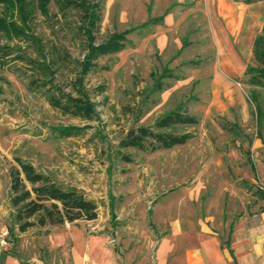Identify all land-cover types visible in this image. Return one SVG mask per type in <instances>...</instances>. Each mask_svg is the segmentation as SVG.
Masks as SVG:
<instances>
[{"label": "rangeland", "instance_id": "1", "mask_svg": "<svg viewBox=\"0 0 264 264\" xmlns=\"http://www.w3.org/2000/svg\"><path fill=\"white\" fill-rule=\"evenodd\" d=\"M228 2L244 7L243 19L234 44L226 38L230 54L221 58L204 0H101L96 43L113 32L135 30L121 51L93 59L80 89L79 62L87 49L75 10L62 15L51 1L48 15L35 10L29 23L52 66V77L17 57L42 60L32 42L14 33L0 34V45L12 47L0 59V232L8 230V244L0 255L32 264H65L68 259L63 224L36 225L23 232L14 224L9 170L15 157L31 162L58 184L79 188L96 203L97 217L74 222L116 242L125 237L126 227L148 226L145 199L162 192L150 182H181V190L201 195L190 209L212 216L224 232L236 213L264 206V87L251 84L244 73L246 64H256L252 47L264 27V0ZM164 14L166 22L142 26ZM224 26L221 19L220 28ZM156 82H162L161 90L155 89ZM252 89L260 96L261 115L250 98ZM51 95L64 102L68 96L82 99L87 115L52 106ZM178 108L197 119L176 127L192 134L185 144L155 151L119 147L129 129L152 126ZM63 128L72 134L60 135ZM110 210L119 214L115 228Z\"/></svg>", "mask_w": 264, "mask_h": 264}, {"label": "crops", "instance_id": "2", "mask_svg": "<svg viewBox=\"0 0 264 264\" xmlns=\"http://www.w3.org/2000/svg\"><path fill=\"white\" fill-rule=\"evenodd\" d=\"M204 3L217 52L225 58L230 54L227 39L233 45V36L240 32L244 7L228 0H204ZM165 14L161 15L162 22L167 19ZM221 19L225 23L223 29ZM151 183L157 192H162L145 199L143 217L148 226L126 227L125 237L119 242L102 231L88 233L76 222L64 223L68 240L65 264H264V206L253 205L236 213L224 232L223 227L215 226L212 216L190 209L202 199L201 195L181 190L178 188L181 182ZM196 187L201 185L197 182ZM114 202L110 198L112 210ZM112 210L110 225L115 228L120 218ZM0 264L32 263L3 253Z\"/></svg>", "mask_w": 264, "mask_h": 264}, {"label": "trees", "instance_id": "3", "mask_svg": "<svg viewBox=\"0 0 264 264\" xmlns=\"http://www.w3.org/2000/svg\"><path fill=\"white\" fill-rule=\"evenodd\" d=\"M51 1L55 2L60 14L65 15L68 11L75 10L80 17L79 30L84 35L87 49V54L79 62L81 74L76 80V84H78L77 89H80L82 78L90 69L93 59L121 51L125 46L126 36L135 28L113 32L107 39L96 43L95 31L101 20V0H0V34L11 37L14 33L15 36L32 42L42 60L26 58L21 55L17 57L22 60L27 59L26 62L38 69L44 77L49 75L52 77L54 72L51 64L45 61L41 41L31 32L29 23L33 20L35 10H39L41 14L47 16L48 5ZM242 1L252 3L257 0ZM161 21L162 17L160 16L149 18L143 24ZM11 52L10 45H0V59L7 57ZM252 52L256 64H246L244 73L248 75V81L251 84L264 87V27L253 40ZM155 89L161 90L162 82H156ZM250 98L256 103V111L261 115V99L258 91L252 89ZM48 99L52 106L64 112L72 111L77 115H87L81 106L84 102L82 99L68 96V100L64 102L62 97L53 95ZM195 123H197V119L194 116L178 108L159 116L152 126H137L129 129L119 141V147L155 151L182 145L192 137V134L175 131L177 125H193ZM71 134L70 128L60 130V135ZM122 159L130 161V158L124 154H122ZM15 163L9 170L11 217L21 232L36 225H62L66 222L82 219L93 220L97 217L96 203L87 199L76 186H63L56 183L49 175L37 170L31 162L21 157H15ZM262 196L264 197V193Z\"/></svg>", "mask_w": 264, "mask_h": 264}, {"label": "built area", "instance_id": "4", "mask_svg": "<svg viewBox=\"0 0 264 264\" xmlns=\"http://www.w3.org/2000/svg\"><path fill=\"white\" fill-rule=\"evenodd\" d=\"M8 244V230L3 229L0 232V249L4 248Z\"/></svg>", "mask_w": 264, "mask_h": 264}]
</instances>
